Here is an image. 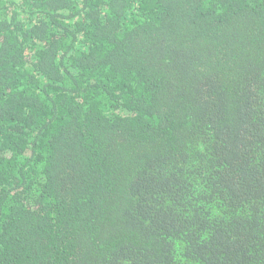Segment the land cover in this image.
<instances>
[{"label":"trees","instance_id":"obj_1","mask_svg":"<svg viewBox=\"0 0 264 264\" xmlns=\"http://www.w3.org/2000/svg\"><path fill=\"white\" fill-rule=\"evenodd\" d=\"M0 264H264V0H0Z\"/></svg>","mask_w":264,"mask_h":264}]
</instances>
